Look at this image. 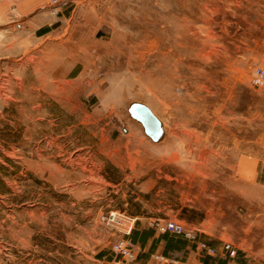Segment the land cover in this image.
Here are the masks:
<instances>
[{"label": "rangeland", "instance_id": "obj_1", "mask_svg": "<svg viewBox=\"0 0 264 264\" xmlns=\"http://www.w3.org/2000/svg\"><path fill=\"white\" fill-rule=\"evenodd\" d=\"M53 3L0 0V264H124L111 211L264 264V0Z\"/></svg>", "mask_w": 264, "mask_h": 264}, {"label": "built area", "instance_id": "obj_2", "mask_svg": "<svg viewBox=\"0 0 264 264\" xmlns=\"http://www.w3.org/2000/svg\"><path fill=\"white\" fill-rule=\"evenodd\" d=\"M53 4L58 3L59 0H53ZM264 83V70H254L251 78V84L254 87H259ZM106 224L113 227L121 233L122 239L117 240L113 244V250L121 260L127 261L134 258V245L128 239L132 234L136 226V216L131 215L125 211H111L106 217H104ZM150 227L158 234H174L180 236L185 240L195 245L196 249L209 256L216 254V249L204 240H200L197 236V230L191 227H185L180 222L171 218H153L149 222ZM221 250L233 257L236 254V250L233 244L229 241H223ZM156 259H164L168 261V258L163 256H155ZM172 261V260H171Z\"/></svg>", "mask_w": 264, "mask_h": 264}, {"label": "crops", "instance_id": "obj_3", "mask_svg": "<svg viewBox=\"0 0 264 264\" xmlns=\"http://www.w3.org/2000/svg\"><path fill=\"white\" fill-rule=\"evenodd\" d=\"M6 13L7 12H0V18L5 19L7 16ZM137 221L138 217L136 216V223ZM142 234H145V236L143 237ZM128 239L133 243L135 253L134 258L124 261V264H151L149 251H151L150 247H153L154 245L157 246V250H161L165 254L167 253L173 255L171 264H205L206 261L211 262V259H207L205 256L214 258V262H211V264H234V261L237 258L236 255L233 257L228 256V254L223 252L220 248L219 250L215 248L216 254L214 256L205 255L199 252L194 244L180 236H176L174 234H158L154 231L152 237H149L145 230L138 232L136 226ZM250 240L251 249L250 252L246 253V256H248V263H258V260H255L256 254L254 255L253 252L254 239L252 235Z\"/></svg>", "mask_w": 264, "mask_h": 264}, {"label": "water", "instance_id": "obj_4", "mask_svg": "<svg viewBox=\"0 0 264 264\" xmlns=\"http://www.w3.org/2000/svg\"><path fill=\"white\" fill-rule=\"evenodd\" d=\"M130 111L132 116L141 122L146 134L150 138L156 140L160 136V121L146 105L136 103L131 107Z\"/></svg>", "mask_w": 264, "mask_h": 264}, {"label": "trees", "instance_id": "obj_5", "mask_svg": "<svg viewBox=\"0 0 264 264\" xmlns=\"http://www.w3.org/2000/svg\"><path fill=\"white\" fill-rule=\"evenodd\" d=\"M142 236L144 237V236H145V234H142Z\"/></svg>", "mask_w": 264, "mask_h": 264}]
</instances>
